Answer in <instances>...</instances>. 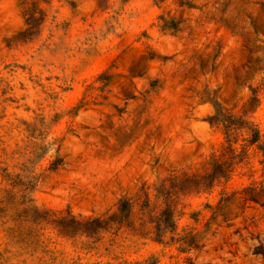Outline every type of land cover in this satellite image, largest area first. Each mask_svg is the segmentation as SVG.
<instances>
[{
	"label": "rangeland",
	"instance_id": "374dc122",
	"mask_svg": "<svg viewBox=\"0 0 264 264\" xmlns=\"http://www.w3.org/2000/svg\"><path fill=\"white\" fill-rule=\"evenodd\" d=\"M260 147L264 0H0V264H264Z\"/></svg>",
	"mask_w": 264,
	"mask_h": 264
},
{
	"label": "trees",
	"instance_id": "16d2710c",
	"mask_svg": "<svg viewBox=\"0 0 264 264\" xmlns=\"http://www.w3.org/2000/svg\"><path fill=\"white\" fill-rule=\"evenodd\" d=\"M257 99L256 98H251V102L253 103V104H256L257 103ZM251 139H250V142L251 143H256L257 142V140L259 139V133H258V131H252L251 132ZM260 149H261V151H262V155L264 156V150H263V148H261L260 147Z\"/></svg>",
	"mask_w": 264,
	"mask_h": 264
}]
</instances>
